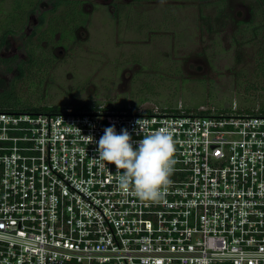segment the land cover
Returning a JSON list of instances; mask_svg holds the SVG:
<instances>
[{
  "label": "built area",
  "instance_id": "obj_1",
  "mask_svg": "<svg viewBox=\"0 0 264 264\" xmlns=\"http://www.w3.org/2000/svg\"><path fill=\"white\" fill-rule=\"evenodd\" d=\"M178 109L0 110V264H264V115ZM138 119L174 133L159 202L124 194L85 138L138 141Z\"/></svg>",
  "mask_w": 264,
  "mask_h": 264
},
{
  "label": "rangeland",
  "instance_id": "obj_2",
  "mask_svg": "<svg viewBox=\"0 0 264 264\" xmlns=\"http://www.w3.org/2000/svg\"><path fill=\"white\" fill-rule=\"evenodd\" d=\"M83 2L75 0L73 9L86 10L87 23L67 40L30 37L32 26L8 38L0 50V96L57 111L264 108L257 67L263 31L256 37L253 30L261 17L258 0ZM50 3L43 0V10ZM34 44L46 49L35 63L29 61Z\"/></svg>",
  "mask_w": 264,
  "mask_h": 264
},
{
  "label": "clouds",
  "instance_id": "obj_3",
  "mask_svg": "<svg viewBox=\"0 0 264 264\" xmlns=\"http://www.w3.org/2000/svg\"><path fill=\"white\" fill-rule=\"evenodd\" d=\"M138 129H133L142 139L133 141L127 128L117 133L115 125L104 129V135L95 141L92 135L84 136L88 144L97 143L96 152L101 162L113 164L116 179L124 194H131L141 201L159 202L172 183L177 160L174 133L170 125L145 134L149 122L144 119L135 121ZM78 132L80 130L76 128ZM135 145V146H134Z\"/></svg>",
  "mask_w": 264,
  "mask_h": 264
},
{
  "label": "trees",
  "instance_id": "obj_4",
  "mask_svg": "<svg viewBox=\"0 0 264 264\" xmlns=\"http://www.w3.org/2000/svg\"><path fill=\"white\" fill-rule=\"evenodd\" d=\"M3 1V2H2ZM6 0H0V50L7 44L8 38L18 32V29L25 31L31 26V20L33 16H37L38 23L33 25L31 28V35L30 37H34L37 35V39L42 40L43 33L50 34L55 36L56 34H60V39L67 40L70 38V34L74 35L77 30L78 26L85 25L87 20H84L85 11H74L73 6L76 4L74 3L75 0H50L52 7L48 10H43L41 4L43 0H12L14 3L9 6ZM10 1V0H7ZM76 2H80V0H76ZM82 2V1H81ZM260 2V18L258 19L257 23L254 22V29L256 37L260 33H262V44L257 51V67L259 71L264 75V0H258ZM61 7V10L58 14L55 13ZM15 12V13H13ZM53 13V14H52ZM79 15H81V22H79ZM49 16V17H48ZM83 20V21H82ZM247 24V23H246ZM253 27V25L251 26ZM247 29V28H246ZM250 30V29H248ZM252 30V29H251ZM64 42V41H62ZM42 51H41V50ZM46 49L39 48L38 44H34L31 46V50L29 52V61L35 63V57L40 55V51L43 54ZM46 52V51H45ZM6 61H11L12 59H4ZM29 62V63H30ZM26 63V61H25ZM18 69L20 70V75L24 74V63H17L16 64ZM133 108H138L134 107ZM46 110L40 109V107L34 106L33 103L28 102L26 100L18 99L12 95H4L0 96V110L1 111H13V110ZM184 109V107H183ZM60 110L58 107H54L52 109L46 111H57ZM138 110V109H135ZM148 110V109H145ZM165 110V109H163ZM75 112L80 111H93V110H73ZM167 111V110H166ZM179 110L176 109L168 110V112H178ZM187 111V110H186ZM239 112H247V113H256L255 110H251L250 107L239 110ZM261 111V112H260ZM263 112V113H262ZM258 114L264 115V108L259 109Z\"/></svg>",
  "mask_w": 264,
  "mask_h": 264
},
{
  "label": "flooded vegetation",
  "instance_id": "obj_5",
  "mask_svg": "<svg viewBox=\"0 0 264 264\" xmlns=\"http://www.w3.org/2000/svg\"><path fill=\"white\" fill-rule=\"evenodd\" d=\"M81 1H82V3L84 4V2H83L84 0H81ZM85 11H86V10H85ZM86 12H87V11H86ZM33 19H35V24H37V23H38V18H37V16H33V17H32V20H33ZM33 21H34V20H33ZM35 24H34V25H35ZM31 26H33L32 22H31ZM81 26H82V25H81Z\"/></svg>",
  "mask_w": 264,
  "mask_h": 264
}]
</instances>
